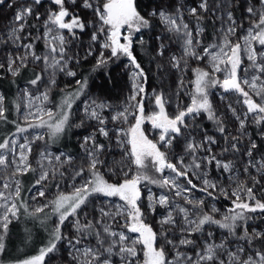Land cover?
Returning <instances> with one entry per match:
<instances>
[{
    "label": "snow or ice",
    "instance_id": "1",
    "mask_svg": "<svg viewBox=\"0 0 264 264\" xmlns=\"http://www.w3.org/2000/svg\"><path fill=\"white\" fill-rule=\"evenodd\" d=\"M44 3L45 0H20L15 4L6 34L0 35V44H10L17 50L6 55L5 63H0V68L7 67L15 77L30 63L42 65L41 71L34 72V78L28 83L32 86L41 82L49 85L39 95L23 89L22 97L27 101L24 107L29 109L24 115L27 126L17 125L16 131L24 133L28 129L46 128L48 139L55 142L72 126L70 116L73 105L86 95L87 78L75 80L77 88L65 92L58 104L54 103L49 92L51 86L57 83V73L73 78L77 76V72L69 66L80 63L78 53L73 52L72 48L74 42L80 40L79 34L91 29L83 59L92 56L95 51L93 46L99 45L101 51L93 70L105 67L111 59L121 56L127 57L133 69L132 94L128 98V105L111 115L110 119L127 123L129 116H132L135 120L127 130L115 129L116 143L121 148L127 145L125 155L130 157L135 172L128 168L123 171L124 178L117 182L105 179L100 167L106 165L100 157L106 151V145L97 141L96 133L109 138V130L105 127L107 118L101 112L111 106L104 101L85 99L82 101L83 112L89 119L97 121L99 127L83 137L81 146L85 148L87 166L77 168L71 177L74 182L81 177L83 182L79 186L74 184L70 195L60 192L48 203L29 212L27 201L22 197L21 181L14 178L37 171L29 161L32 141L17 145L14 139H4L0 142V150H3L0 151V179H4L0 186L5 190L0 191V256L6 250L9 225L14 219H19L21 210L36 216L51 205L58 222L49 244L41 248L37 255L16 261V264H45V258L57 251L61 241L67 242L69 256L75 264H264V230L252 228L249 231V221L257 218L255 214L264 216V152L247 131V127L254 124L259 130L260 139L264 141V0H255V3L246 0L244 10L249 27L236 40L231 37L236 36L238 29L244 25L234 17L235 0H217L216 3L199 0L198 5L190 8L178 2L174 7L153 9L147 16L138 11L136 0H47L50 7L42 16L38 7ZM5 4L6 0H0V5ZM6 6L13 8L14 4L7 3ZM70 6L90 10L93 19L86 21ZM203 13L221 21L215 40L208 44L202 40L205 32ZM186 14L194 19V26L187 21ZM152 17L159 19L170 34L169 39L181 48V55L170 57L172 68L186 71L189 59H207L209 64L208 69H192L194 79L191 81L193 90L188 93L190 103L183 107L177 105L178 111L174 115H169L166 110L169 101L165 94L155 90L153 99L158 110L145 113L144 85L147 76L133 54V44H143L142 38L134 41V36L142 29L151 27ZM28 29H35V35ZM156 39L161 41L157 55L163 57L166 45L161 36L157 35ZM41 40L44 41L45 51L38 54L36 42ZM105 51L109 55L106 56ZM245 59L249 63L242 67ZM217 74H222V77ZM179 86L181 90L185 87L183 78ZM216 87L241 98L236 101L242 105L240 111L232 104L228 105L232 117L238 122L236 135L228 133L226 122L217 115L210 100V89ZM179 95L180 92H177L176 96ZM4 101L5 97L0 95V121L8 119ZM47 104H53V107H46ZM33 107L35 111H31ZM16 110L20 111L19 104ZM202 113L217 125L216 130L223 137L225 146L216 153L212 146L218 144V140L214 136L205 134L201 141H197L195 136L190 135L185 137V154L170 159L174 140L195 127V121ZM29 117L38 122L33 123ZM145 122L159 130L158 140L149 139L145 134ZM83 123L81 121L75 127L79 128ZM124 136L126 140L122 139ZM44 139V134H37L33 141ZM17 147L20 150L17 158L10 159L6 153L15 154ZM40 156L41 159L36 161L40 170L36 185L49 180L50 175L54 179L57 172L64 176L55 166L50 172L43 160L49 164L55 160L61 166L72 161L71 156L62 160L63 153L53 155L48 152L47 142ZM210 166L224 177L223 181L220 176L209 178ZM150 168L159 174V178L148 175ZM108 170L112 171L111 168ZM194 178L201 181L202 186L194 183ZM248 180H251V186ZM147 184L167 189L174 195L164 192L156 195L148 188L145 203L141 186ZM195 191L213 200L218 198L217 194L222 195L231 200V207L216 218L219 209L213 205L210 211H205V200L193 197ZM45 195L42 186L32 199ZM93 196L104 197V202L110 207H100V217L94 223L89 220L82 225L78 218L79 210ZM113 198L119 203H112ZM176 198L182 203L177 202ZM158 209L164 210L159 219L155 224L149 222V214L155 215ZM69 217H77L73 225L76 235L72 237L61 232V226ZM215 229L223 232L219 240ZM90 230L94 231L95 243L90 242L85 246L83 241L88 238L85 232ZM0 264H4V261L0 260Z\"/></svg>",
    "mask_w": 264,
    "mask_h": 264
},
{
    "label": "rangeland",
    "instance_id": "2",
    "mask_svg": "<svg viewBox=\"0 0 264 264\" xmlns=\"http://www.w3.org/2000/svg\"><path fill=\"white\" fill-rule=\"evenodd\" d=\"M6 1H7L6 4L13 3L14 7L8 8L5 4L6 6L5 9L7 10V12H6V15H4V17H0V35L6 34V29L10 26L9 22L12 20V17L14 15L15 4L20 2V0H6ZM178 2H183L190 8V7L198 5L199 0H160L157 6H153L151 8L150 12L153 9H158L160 7H165V8H168L169 6L174 7ZM216 2L217 0H210V3H216ZM252 2L255 3V0H252ZM245 6H246V0H235V5L233 7L234 17L236 18L238 23H243L244 27L242 29H238L236 36L231 37V39L233 40H236L238 37L243 35L244 30L249 27V20L247 19V13L244 10ZM48 7H50V5L47 3V0H45V3L43 6L38 7V11L42 14V16L46 12V9ZM70 7L72 10L77 11L83 18H85L86 21L93 19L92 13L90 10L83 9V8L76 9L75 6H70ZM202 15H204L205 18L210 17L213 19V21L211 22L212 31L208 32L211 37L209 39L207 38L208 37L207 31L204 32L203 37H202L204 44L212 43L215 40V34L217 30L221 27V21L217 20L215 16H212L207 13H203ZM186 17H187V14H186ZM153 18H155L159 22V19L157 17H153ZM187 21L190 23V25L194 26L195 21L193 18L187 17ZM203 21H202V26H204ZM160 25H161L162 31L156 32L154 34V39H155L157 51L159 48V44L161 43V41H158L156 39L157 35L162 37L163 43L166 45L165 55L163 57L159 56L165 62V65L160 61L161 65H159L157 69L161 73L160 74L161 77L160 78L158 77L155 83H148L147 81L146 84L144 85L145 92H146L145 101H144L145 113L148 114V113L158 110L155 107L154 99H153V90H155L156 92H163L165 94L166 99L169 101L166 104V110L169 115H174L178 111L177 105H179L180 107H183L187 105L188 103H190V96L188 95V93H190L193 90V85L191 81L194 79V75L192 73V69L195 67L208 69L209 64H208L207 59L203 61L189 59V64H188V68L186 71L180 72L172 68L169 62L170 57L174 54L177 56L181 55V48L177 43L174 42V40L169 39L170 34L165 31V27L161 23ZM28 31H32L33 34L35 35V29H28ZM90 33H91V29H88L84 33L79 34L80 40L74 42V47L72 48V51L78 53L79 58H80V63L85 60L83 59V57L86 54V49L90 42L89 41ZM139 35H140V32L136 33L134 38H137ZM39 42L43 45V48H41V50L37 52L38 54H43L45 51L44 41L41 40ZM93 47L95 49L94 54L92 56H89L86 60L87 61L92 60L94 61V63H96V57L99 51H101V49L99 48L98 44L94 45ZM257 48H259V45H257ZM16 51L17 50L10 44L9 45L0 44V63H5V57L9 52L15 53ZM105 55L107 56L109 55V53L105 51ZM119 59L120 60L118 61L117 75L119 79L122 80V87H123L120 98L118 100H114L108 96H105V95L103 96L99 93V91L97 90L95 86L93 88H88L86 90V95L81 96L80 99L77 100L76 103L73 105V110L70 116V124L72 126L69 127V134L71 133V136H72L71 139L73 140L75 147L78 146L79 148V155L71 154L69 151L60 149V147H57L51 144L48 139L46 128L28 129V131L24 133H19L17 131H14L9 137L5 138L8 140H13V139L16 140L17 145L20 143H29V141H32V143L30 144L32 148V152L29 154V161L32 164L33 168H36L37 171L36 172L30 171L33 177L34 185H35L29 192H27L28 206L31 210H33L37 206H42L48 203L49 201L54 199L56 195L60 192L70 195L74 190V184L75 186H79L83 182V178L81 177H77L75 182L71 179V177L77 168L81 166H84V167L87 166L86 161H85V157H86L85 148L81 146L83 142V137L91 134L96 128L99 127L97 121L89 119L83 112L84 105L82 104V101H84L85 99H88V100L96 99L97 101H104L111 106L110 108L103 110L101 112V115L107 118V123L105 127L106 129L109 130V138H105L99 135L98 132L96 133L97 141L99 143L106 145V151L100 157L102 160L105 161V165H106V166L100 167L101 173L105 176V179H108L110 182H117L124 178L123 171L127 170L128 168H132V172L133 173L135 172V167L130 164V157L125 155L127 145H125L124 148H121L120 146H118L116 143V136H115L116 128H123L127 130L131 124L135 123V120L133 119L132 116H129L127 123H123L121 121L113 122L110 119L111 115L115 114V112L117 111L123 110V108L128 105V98L132 94V88L130 86V77H131V72L133 71V69L131 68L129 64L127 57L121 56ZM248 63L249 62L247 61V59H245L242 67H246ZM75 65H76L75 63H71L69 66L72 68V70L77 72ZM29 67L34 69L35 72H40L42 65H33L30 63ZM217 75L222 77V74H217ZM3 76L13 77L11 73L7 70V67L0 68V77H3ZM77 77L78 76L73 78V77H68L67 75L62 74V73H57L56 75L57 83L56 85L51 86V91L49 92L50 97L53 98L55 92L61 91V89L64 90L63 94H65V92H68V91H74L77 88L75 80L79 79ZM167 77H168V83L166 84L165 80ZM181 78H183L184 86H185L183 90H181L179 86V82ZM47 79L48 77L47 75H45V80ZM25 88L29 89L34 95H39L40 92L47 90L49 88V85H47L44 82H41L37 86H32L29 83H23L18 86L17 96L20 102V111L18 112V118L23 123L21 127L27 126L24 122V115L29 111V109L24 107L27 101L22 97V91ZM177 92H180L179 97L176 96ZM210 93H211L210 100L213 104V107L216 110L217 115H219L226 122L228 133L232 135L238 134L237 133L238 122L235 121L234 117H232V114L228 108V105L232 104L234 107L237 108L238 111H240L242 109V105L237 104L236 101L241 98L238 97L235 93L224 92L219 87L210 89ZM0 95H3L1 90H0ZM35 103L39 104V101H36ZM54 103H55V100H54ZM45 106L53 107V104H47ZM31 111H35V107H33ZM130 111H135V109H130ZM75 115L76 117H79V118L81 117V121L84 122L83 125L79 128L75 127V125L79 124L81 121L77 122L76 119L73 118ZM29 119L33 123L38 122L34 120L32 117H29ZM45 119L47 118L45 117ZM195 125H196L195 127L189 130H186L182 136L174 140L173 146L170 149V152H171L170 159L176 156L185 154L183 151V149L186 146L185 137L190 136V135L195 136L197 141H201L202 137L205 134L214 136L218 140V144L212 146L213 151L216 153H219L220 149L225 146V141L223 137L216 130L217 125L213 121L208 120L206 114L202 113L195 121ZM143 129L149 139H153L154 141L158 140L159 130L153 129L150 123L145 122V124L143 125ZM247 131L252 135V138L255 139L257 143L261 145V151L264 152V141H262L258 135V131H259L258 128L254 124H250L247 127ZM37 134H44L45 139L33 141L34 136ZM25 137H27L28 139L25 140ZM122 139L126 140L127 137L124 136L122 137ZM46 142H47L48 152H51L53 155H58V154L63 153L64 156H62V160L65 159L67 156H71L72 161L71 163L63 164L61 166L60 162H57L55 160H52V164H49L47 160H43L42 163L45 165L47 169H49L50 172L53 170V167L55 166L59 168L60 172L64 173V176L61 177L59 175V172H57L54 179L51 178V175H50L49 180L42 181L40 185H36L35 182L39 177V171H40L38 165L36 164V161L41 159L40 153L45 150ZM0 151H3V150H0ZM19 151L20 150L17 147L15 154H12V153H6V154L9 155L10 159H13V158H17ZM228 156L229 158H231L230 154H228ZM109 168H111L112 171H109L108 170ZM209 172H210V175H209L210 179H216L218 176H220L219 172L213 166L209 167ZM131 174L132 173H130V175ZM165 174H167V170ZM148 175L152 176L153 178H159V174L155 173L154 169H151V168L148 170ZM241 178L246 179L245 176H241ZM14 179H18L21 181L20 176H17ZM220 180L223 181L224 177L220 176ZM3 182H4V179H0V185H2ZM193 182L202 186L201 181L196 180L195 178ZM247 182L249 186H251V183H252L251 180H248ZM262 184H264V181H262ZM57 185L59 187H57ZM42 186L45 189L46 195L44 197L37 196V198L33 200L32 197L37 194V192L41 189ZM141 187L144 193L145 203H146V197L148 194L147 192L148 188H151L152 192L156 195H159L162 192L167 193L170 196L174 195L172 192H169L167 189H161L158 186L153 185V184H147L146 186L142 185ZM0 191H5L2 188V186H0ZM192 196L195 198H202L205 200V204H206V207L204 209L205 211H210L213 205L216 208H218L219 212L215 214L216 218H220V216L224 214L228 208L231 207V200L225 199L224 196L219 195V194H217L218 198L215 200L211 199L206 194L201 193L199 191L193 192ZM176 199H177V202L182 203V201H180L179 198H176ZM104 201H105L104 197H99V196L90 197L87 202V205L82 206V208L79 210L78 218L80 220V223L83 225L89 220L93 221L94 223L95 220L100 217V212H99L100 207H105L106 209L110 207V205L108 203H105ZM112 203H119V201L113 198ZM45 210L52 211L51 205H49V207L46 208ZM163 211H164L163 209H158L155 215L149 214V222H152L155 224V221L159 219ZM255 215L257 216V218L252 221H249V231H251L252 228H256L258 230H264V216H261L260 214H255ZM76 219L77 217H69L68 220L65 221L64 225L61 226V232L64 235L69 236V237L76 235V230L73 227ZM57 222H58V216L54 214V217L52 220L53 229L56 226ZM156 226L158 227V225ZM113 227H116V225H113ZM215 231H216L217 238L219 240V238L222 237L223 232L222 230H219V229H215ZM85 235L88 238L83 241V245L86 246L90 242L92 244L95 243L94 231H91V230L86 231ZM45 264H75V262L72 261L71 257L69 256V248L67 246L66 241H61L60 243H58L57 251L55 253L49 254V256L45 258Z\"/></svg>",
    "mask_w": 264,
    "mask_h": 264
},
{
    "label": "trees",
    "instance_id": "3",
    "mask_svg": "<svg viewBox=\"0 0 264 264\" xmlns=\"http://www.w3.org/2000/svg\"><path fill=\"white\" fill-rule=\"evenodd\" d=\"M159 1L160 0H136L138 11L141 15L147 16L151 8L157 6ZM212 21L213 19L210 17H206L203 21L207 33L212 31ZM160 31H162L160 23L152 17L151 27L142 29L140 35L134 38V41H139L140 38L143 39V44L134 42L133 54L144 69L148 83H155L157 78L161 77V73L157 67L161 65V62L165 65V62L157 55V47L154 39V34ZM210 37L208 33L207 38L209 39ZM41 48H43V45L37 41L36 51H40ZM119 60L120 59L113 58L105 67L96 70H93L95 65L94 61L84 60L80 64L75 65L77 78L81 80L87 78L88 88L96 86L101 95L118 100L123 89L122 80H120L117 75ZM34 72V69L28 67L27 69L21 70L20 74L15 77H0V90L5 97L4 105L8 117L7 121H0V142L16 131L17 125H23L18 118V111L16 110V105H20L17 89L20 84L28 83V81L34 77ZM165 83H168V77ZM63 95L62 91H56L53 96L55 103L58 104ZM73 118H75L77 122L81 121V117H76V115ZM71 138L72 136L71 133L69 134L68 128L55 142L51 140H49V142L54 146L60 147V149L69 151L71 154L79 155V148L78 146L75 147ZM20 178L22 184V197L27 201V192L34 187L33 177L31 172H28L24 175H20ZM31 211L32 210L29 208V212ZM53 217L54 214L52 211L48 210H44L43 213H39L36 216H30L21 210L19 219L12 221L9 225V231L5 239L6 250L5 253L0 256V260L4 261V264H16V261L37 255L41 248L49 244L53 231Z\"/></svg>",
    "mask_w": 264,
    "mask_h": 264
},
{
    "label": "flooded vegetation",
    "instance_id": "4",
    "mask_svg": "<svg viewBox=\"0 0 264 264\" xmlns=\"http://www.w3.org/2000/svg\"><path fill=\"white\" fill-rule=\"evenodd\" d=\"M7 2V1H6ZM6 6L5 5H0V17H4L6 15Z\"/></svg>",
    "mask_w": 264,
    "mask_h": 264
},
{
    "label": "built area",
    "instance_id": "5",
    "mask_svg": "<svg viewBox=\"0 0 264 264\" xmlns=\"http://www.w3.org/2000/svg\"><path fill=\"white\" fill-rule=\"evenodd\" d=\"M130 86H131V88H132V79H131V77H130Z\"/></svg>",
    "mask_w": 264,
    "mask_h": 264
}]
</instances>
